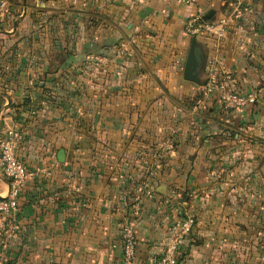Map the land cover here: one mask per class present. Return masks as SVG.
Masks as SVG:
<instances>
[{
  "label": "crops",
  "instance_id": "obj_1",
  "mask_svg": "<svg viewBox=\"0 0 264 264\" xmlns=\"http://www.w3.org/2000/svg\"><path fill=\"white\" fill-rule=\"evenodd\" d=\"M212 73L255 101L204 96ZM12 128L31 174L0 264H120L123 224L142 264L186 219L178 264H264V0H0Z\"/></svg>",
  "mask_w": 264,
  "mask_h": 264
},
{
  "label": "built area",
  "instance_id": "obj_2",
  "mask_svg": "<svg viewBox=\"0 0 264 264\" xmlns=\"http://www.w3.org/2000/svg\"><path fill=\"white\" fill-rule=\"evenodd\" d=\"M184 31L188 35H198L206 31L219 34L222 28H217L216 25L206 23L198 16H194L186 21ZM201 89L204 96H208L212 91H217L219 99L227 108L237 109L255 101L253 92L239 93L227 90L226 78L219 77L215 73L208 76ZM21 137V132L14 128L0 132V174L7 180V192L0 195V243L11 238L16 230L14 215L17 211L19 196L24 183L31 174L17 154ZM137 200L138 198L135 199L136 202ZM137 209L138 207L136 211ZM191 225L192 221L189 219L182 221L181 229L174 234L173 239L163 248L161 254L154 260L142 264H178L179 241ZM121 238L122 258L120 264H134L137 249L135 229L128 224H123Z\"/></svg>",
  "mask_w": 264,
  "mask_h": 264
},
{
  "label": "water",
  "instance_id": "obj_3",
  "mask_svg": "<svg viewBox=\"0 0 264 264\" xmlns=\"http://www.w3.org/2000/svg\"><path fill=\"white\" fill-rule=\"evenodd\" d=\"M194 45H195V40L194 38L192 39V42L190 44L187 60H186V65L184 68V77L187 80H196L193 77V67L195 65V56H194Z\"/></svg>",
  "mask_w": 264,
  "mask_h": 264
}]
</instances>
